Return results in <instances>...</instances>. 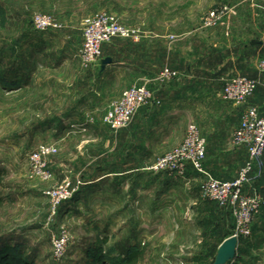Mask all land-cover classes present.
Here are the masks:
<instances>
[{"label":"rangeland","instance_id":"1","mask_svg":"<svg viewBox=\"0 0 264 264\" xmlns=\"http://www.w3.org/2000/svg\"><path fill=\"white\" fill-rule=\"evenodd\" d=\"M218 6L198 11L191 8V0H0V264L214 263L223 241L232 237L235 221L225 212L218 224L196 231V244L203 237L206 243L191 255V185L171 190L163 200L161 189L148 188L138 203L135 191L129 200L113 201L107 199L105 184L103 189L97 186L102 194L98 197L96 185L66 166L91 151L107 156V135L119 133L103 119L111 103L120 99L116 94L122 83H103L102 67L131 57L138 60L143 38L152 32L161 33L164 50L189 51L192 66L204 65V40L226 26L230 16L206 27V16ZM37 14L50 16L60 28L37 32ZM98 14L135 31L139 41L114 39L85 67L79 57L84 24ZM166 55L161 56L165 65ZM262 81L255 96L264 98ZM226 82L214 85L220 98ZM71 113L80 115L69 123L64 118ZM210 115L205 113L208 127ZM93 125L101 127L97 138L91 134ZM65 126L69 135L60 137ZM41 145L58 150L48 159L53 172L48 181L33 176L30 161ZM251 179L249 191L261 196L263 206L251 236L239 239L236 258L228 264H264V154ZM62 184H69L73 193L53 210L48 194ZM125 208L130 211L126 217ZM62 234L69 238L67 251L56 257L53 240Z\"/></svg>","mask_w":264,"mask_h":264},{"label":"crops","instance_id":"2","mask_svg":"<svg viewBox=\"0 0 264 264\" xmlns=\"http://www.w3.org/2000/svg\"><path fill=\"white\" fill-rule=\"evenodd\" d=\"M214 5L228 6L232 12L225 21L227 25L204 40V65L192 66L189 51L164 50L161 33L152 32L153 36L143 38L139 50H134L139 53L138 60L131 57L130 61L108 63L102 70H97L103 76V83L115 86L122 83L117 87L116 97H121L133 86L146 85L160 104L140 109L132 124L118 134L108 132L107 156L94 155L91 151L88 157H77L66 166L67 170L80 174L85 183L96 185V189L99 185L103 189L105 184L104 190L107 189L109 194L107 199L113 201L129 200L135 191L132 194L138 203L148 195V188L161 189L159 195L163 200L171 190L191 185V255L197 254L206 243L203 237V241L196 244L195 232H205L209 226L218 224L223 214L229 211L202 200L201 179L193 170L188 178L178 179L164 173H152L150 166L178 148L184 141L189 124L196 121L207 140L205 169L219 180H234L247 162L248 152L233 146V134L239 128L247 106H258L264 115L263 97L254 95L246 106H236L220 98V92L213 91L218 82L242 75L262 84L264 74L258 70L257 64L264 57V0H191L193 10H208ZM106 45L103 49L107 48ZM163 53H167L169 63L166 65L161 60ZM165 66L178 72L179 77L160 81L158 76ZM205 113L211 114L209 127L204 124ZM79 115L71 113L64 120L74 122ZM65 127L67 130L60 133V137L69 135L70 127ZM100 128L91 126L93 137L99 136ZM87 151L85 153L90 152ZM101 189L95 191L98 197L102 195ZM128 208L124 209V217L130 213Z\"/></svg>","mask_w":264,"mask_h":264},{"label":"built area","instance_id":"3","mask_svg":"<svg viewBox=\"0 0 264 264\" xmlns=\"http://www.w3.org/2000/svg\"><path fill=\"white\" fill-rule=\"evenodd\" d=\"M230 13L229 7L218 6L206 16L204 24L206 27H216ZM33 26L37 32L55 31L60 28L55 20L45 14L34 16ZM118 38L139 41L135 31L119 25L107 14H98L88 18L84 24L83 46L79 53L82 65L85 67L93 65L101 57L103 46ZM259 71L264 74V59L260 61ZM178 77V72L165 68L159 74L158 79L165 82ZM260 84L258 80L245 76L234 77L227 80L222 98L225 102L236 106H246ZM155 104H160V102L146 85L133 86L126 90L120 99L111 103L103 121L114 132H120L132 124L140 109ZM232 144L236 148L246 149L248 160L238 176L231 181L219 180L205 169L207 140L195 123L189 124L183 143L175 150L158 158L149 170L155 174L164 173L178 179L188 178L189 172L193 170L201 179V197L205 201L228 209L231 213L235 221L232 237H237L239 240L251 236L253 224L263 206L261 196L249 191L251 176L264 154V115L258 106L246 107L241 124L233 134ZM57 151L55 145H41L30 155L33 176L44 181L53 178L48 159ZM72 193L69 184H62L59 189L49 193L48 195L53 200V210L61 202L69 199ZM68 243L69 238L66 234L54 238L53 247L56 257H62L66 253Z\"/></svg>","mask_w":264,"mask_h":264},{"label":"water","instance_id":"4","mask_svg":"<svg viewBox=\"0 0 264 264\" xmlns=\"http://www.w3.org/2000/svg\"><path fill=\"white\" fill-rule=\"evenodd\" d=\"M239 240L237 237L226 239L219 247L213 264H228L236 258Z\"/></svg>","mask_w":264,"mask_h":264},{"label":"trees","instance_id":"5","mask_svg":"<svg viewBox=\"0 0 264 264\" xmlns=\"http://www.w3.org/2000/svg\"><path fill=\"white\" fill-rule=\"evenodd\" d=\"M258 89H259V87H258ZM258 89H257V91H258ZM257 91H256V93H257ZM256 93H255V94H256ZM254 170H255V169H254ZM211 203H212V202H211ZM214 204H216V203H214ZM25 264H28V263H25Z\"/></svg>","mask_w":264,"mask_h":264}]
</instances>
